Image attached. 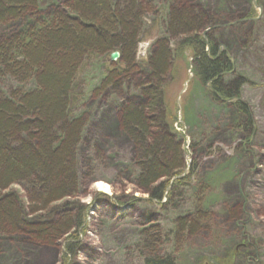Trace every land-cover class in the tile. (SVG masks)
I'll return each instance as SVG.
<instances>
[{
    "label": "rangeland",
    "instance_id": "374dc122",
    "mask_svg": "<svg viewBox=\"0 0 264 264\" xmlns=\"http://www.w3.org/2000/svg\"><path fill=\"white\" fill-rule=\"evenodd\" d=\"M69 1L36 0L35 15L0 25V41L65 11ZM183 1L214 19L201 34L204 52L212 45L231 60L234 69L226 81L244 82L239 97L246 108L235 109L231 102L210 96L192 72L195 40L172 38L167 32L172 0H150L151 9L140 15L135 36L133 73L111 88L113 82L105 79L118 75L124 64L120 54L112 63L109 57L91 56L70 83L74 90L66 98L68 121L81 122L76 195L38 219L28 216L21 186L12 185L6 192L16 196L30 226L55 222L63 203L72 205L73 215L82 206L90 207L85 233L71 246L72 257H64L65 235L48 244L21 233L0 242V264H141L138 249L151 227L162 241L158 253L169 255L175 264H264V0ZM160 39L179 47L180 56L172 58L173 74L163 87L162 106L166 123L172 112L176 116L170 135L180 145L184 177L163 207L147 202L139 191L138 153L120 125L126 105L145 104L140 86L148 76L146 60ZM26 83L6 76L0 81L1 99L9 100L13 90H35L33 82ZM97 184L106 186V192ZM133 198L140 201L131 203ZM193 218H199L197 231L177 237L173 221ZM170 231L173 235L165 240Z\"/></svg>",
    "mask_w": 264,
    "mask_h": 264
},
{
    "label": "trees",
    "instance_id": "16d2710c",
    "mask_svg": "<svg viewBox=\"0 0 264 264\" xmlns=\"http://www.w3.org/2000/svg\"><path fill=\"white\" fill-rule=\"evenodd\" d=\"M35 1L0 0V25L35 15ZM171 4L165 26L172 38L195 40L190 55L193 74L215 101L231 102L236 109H245L239 97L244 82L226 81L234 69L231 60L212 45L204 52L206 45L201 34L213 26L214 19L183 0H172ZM150 5V0H70L65 11L0 41V81L10 76L16 83L25 85L30 81L35 85L34 91L13 90L9 100L0 97V242L26 233L50 244L65 235L64 257H72L71 246L79 243L85 233L90 207L82 206L73 215L69 210L72 205L63 203L55 222L37 221L30 226L16 196L6 192L12 185L21 186L27 195L28 216L38 219L54 212L57 203L76 195L81 122L68 121L66 98L68 95L69 100L74 90L70 83L85 58H107L115 51L124 64L118 75L105 79L113 82L106 86H119L131 75L136 64L133 54L140 15ZM206 36L209 38V34ZM154 45V52L146 60V82L140 86L145 104L126 105L121 110L120 125L138 153L139 191L147 195V202L163 207L184 180L180 145L170 135L176 116L172 112L166 123L162 106L163 87L173 74L172 58L180 53L176 55L179 47L167 39L156 40ZM125 80L128 84L130 77ZM193 164L188 176L193 174ZM160 179L162 182L156 186ZM138 201L131 199V203ZM197 219L173 221L175 235L181 238L196 232ZM174 232H168L165 240ZM161 242L155 227L143 234L138 249L141 264H175L169 255L158 253Z\"/></svg>",
    "mask_w": 264,
    "mask_h": 264
},
{
    "label": "water",
    "instance_id": "95a60500",
    "mask_svg": "<svg viewBox=\"0 0 264 264\" xmlns=\"http://www.w3.org/2000/svg\"><path fill=\"white\" fill-rule=\"evenodd\" d=\"M119 58V54H118V52H113V53H111L110 55H109V58H108V60H109V62H115L117 59ZM185 85H186V83H185Z\"/></svg>",
    "mask_w": 264,
    "mask_h": 264
},
{
    "label": "bare ground",
    "instance_id": "6f19581e",
    "mask_svg": "<svg viewBox=\"0 0 264 264\" xmlns=\"http://www.w3.org/2000/svg\"><path fill=\"white\" fill-rule=\"evenodd\" d=\"M191 88V87H190ZM190 88L188 91H190ZM186 90V87H184V89L181 91V93H183ZM246 106V105H245ZM236 109V108H235ZM106 186L102 185V184H97V189L103 192H106Z\"/></svg>",
    "mask_w": 264,
    "mask_h": 264
}]
</instances>
